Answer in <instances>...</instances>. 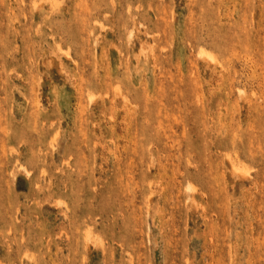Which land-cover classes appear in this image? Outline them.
<instances>
[{
    "label": "rangeland",
    "instance_id": "rangeland-1",
    "mask_svg": "<svg viewBox=\"0 0 264 264\" xmlns=\"http://www.w3.org/2000/svg\"><path fill=\"white\" fill-rule=\"evenodd\" d=\"M0 264H264V0H0Z\"/></svg>",
    "mask_w": 264,
    "mask_h": 264
},
{
    "label": "bare ground",
    "instance_id": "bare-ground-1",
    "mask_svg": "<svg viewBox=\"0 0 264 264\" xmlns=\"http://www.w3.org/2000/svg\"><path fill=\"white\" fill-rule=\"evenodd\" d=\"M238 165V164H237ZM234 167V166H233ZM235 168H237V167H235ZM87 235V234H86ZM101 244V243H100Z\"/></svg>",
    "mask_w": 264,
    "mask_h": 264
}]
</instances>
